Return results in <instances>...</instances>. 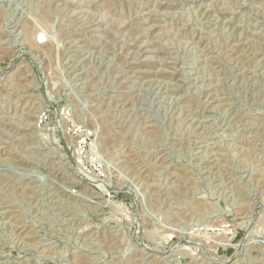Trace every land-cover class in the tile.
<instances>
[{"label":"rangeland","instance_id":"rangeland-1","mask_svg":"<svg viewBox=\"0 0 264 264\" xmlns=\"http://www.w3.org/2000/svg\"><path fill=\"white\" fill-rule=\"evenodd\" d=\"M0 264H264V0H0Z\"/></svg>","mask_w":264,"mask_h":264},{"label":"built area","instance_id":"built-area-1","mask_svg":"<svg viewBox=\"0 0 264 264\" xmlns=\"http://www.w3.org/2000/svg\"><path fill=\"white\" fill-rule=\"evenodd\" d=\"M46 113L52 112L51 110L43 112L39 121L41 125L50 121ZM60 113L65 134L71 138V159L78 176L92 187L103 191L105 184L108 183V170L99 154L94 133L87 132L74 123L67 109H62Z\"/></svg>","mask_w":264,"mask_h":264},{"label":"bare ground","instance_id":"bare-ground-1","mask_svg":"<svg viewBox=\"0 0 264 264\" xmlns=\"http://www.w3.org/2000/svg\"><path fill=\"white\" fill-rule=\"evenodd\" d=\"M124 100V99H123ZM121 106V105H120ZM125 108V107H124ZM151 130V129H150ZM106 187V186H105ZM108 190H110V189H108ZM104 192V191H103ZM106 192V191H105Z\"/></svg>","mask_w":264,"mask_h":264}]
</instances>
